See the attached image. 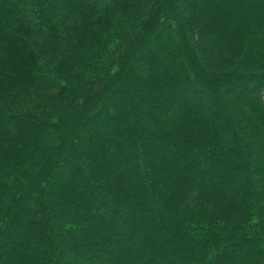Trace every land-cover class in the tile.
<instances>
[{
  "label": "trees",
  "instance_id": "obj_1",
  "mask_svg": "<svg viewBox=\"0 0 264 264\" xmlns=\"http://www.w3.org/2000/svg\"><path fill=\"white\" fill-rule=\"evenodd\" d=\"M0 264H264V0H0Z\"/></svg>",
  "mask_w": 264,
  "mask_h": 264
}]
</instances>
